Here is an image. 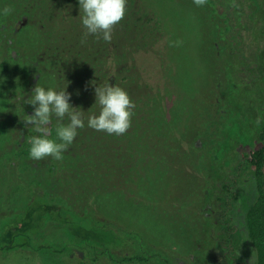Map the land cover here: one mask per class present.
Segmentation results:
<instances>
[{
	"label": "trees",
	"instance_id": "16d2710c",
	"mask_svg": "<svg viewBox=\"0 0 264 264\" xmlns=\"http://www.w3.org/2000/svg\"><path fill=\"white\" fill-rule=\"evenodd\" d=\"M20 1L0 0V10L13 9L0 14V56L15 59L21 75L18 85L0 87L3 258L47 251L84 264L77 251L125 253L132 236L161 253V239L146 230L150 216L168 224L164 247L198 242L207 258L215 256L213 246L227 249L225 264H249L239 251L249 239L255 264H264V193L258 189L248 212L239 200L264 166V89L239 83L264 85V0L239 8L233 0H127L110 43L86 35L78 0ZM21 16L29 22L19 29ZM142 53L147 58L137 59ZM217 55L228 61L232 91L214 82ZM37 83L67 88L70 103L84 112L85 127L62 161L21 154L35 131L22 119L34 112L25 100ZM105 84L119 85L135 103L131 128L120 136L87 125L100 112L95 86ZM250 110L261 115L258 126Z\"/></svg>",
	"mask_w": 264,
	"mask_h": 264
},
{
	"label": "clouds",
	"instance_id": "9594fccd",
	"mask_svg": "<svg viewBox=\"0 0 264 264\" xmlns=\"http://www.w3.org/2000/svg\"><path fill=\"white\" fill-rule=\"evenodd\" d=\"M197 6H203L206 0H193ZM81 21L86 29V35H96L105 42H111L115 26L119 24L127 13V0H79ZM11 7H4L0 14L8 16ZM180 41L173 42L179 46ZM94 83V82H93ZM95 84V83H94ZM96 102L100 106L98 115L87 117V125L96 131L109 135L120 136L131 128L135 103L128 92L119 85L105 84L95 86ZM71 94L67 88L57 90L45 88L39 83L32 89V94L25 100L26 104L34 106V112L22 119L25 128H34L38 135L29 139L30 158L42 160L52 157L62 161L63 153L73 144L78 135V129L85 127L83 111H78L70 103ZM53 116L57 118L55 125L56 137L51 138ZM67 118L68 123H63ZM261 123L258 118L257 126ZM254 256L249 264H254Z\"/></svg>",
	"mask_w": 264,
	"mask_h": 264
},
{
	"label": "rangeland",
	"instance_id": "374dc122",
	"mask_svg": "<svg viewBox=\"0 0 264 264\" xmlns=\"http://www.w3.org/2000/svg\"><path fill=\"white\" fill-rule=\"evenodd\" d=\"M55 0L51 1L54 2ZM79 1V0H78ZM140 2L142 0H139ZM234 4H236L239 7H243V4H248L252 3L253 0H233ZM263 2V0H257ZM20 3L26 7H28V3L25 0L20 1ZM233 4V5H234ZM77 5V3H75ZM179 11H182V8H178ZM184 19L187 20L190 18L189 12L184 10ZM65 15L63 14L62 18ZM53 17V16H52ZM255 17V15H254ZM60 18L61 17H57ZM64 19V18H63ZM54 20H56L54 18ZM256 21V17H255ZM29 22V18L27 16H24L21 18H18L15 21V24L19 25V29L23 28L26 26V24ZM61 24L60 21L57 20ZM130 24L133 23V25H129L130 28L135 29L136 23L134 21V18L132 17L131 20L128 22ZM138 30L141 31L140 26H138ZM246 33L244 34L247 38H251L252 35H249L251 31L244 29ZM224 45V44H223ZM222 50V45H220ZM221 54V53H220ZM8 53L5 54V56H0V68L1 65L3 66V69L0 70V87L2 84H11V85H18L19 80V75L20 72L16 68L18 64H15V59L7 56ZM141 56H137V59H146V54H140ZM217 62L216 66L219 67V70L216 72V75L214 76V82H216L217 85L220 84H226L229 87V91H232L233 88H235V84L230 83L231 82V69L227 65L228 61H226L225 64L222 63L220 56H216ZM3 63V64H2ZM239 66V65H238ZM13 67H15V72L14 76H17V79H13L12 77V71ZM227 67H229L227 69ZM242 66H239L237 69L241 71ZM10 74V75H9ZM225 74V75H224ZM11 76V78H10ZM21 76V75H20ZM252 82V83H251ZM254 81L246 82L244 78L239 80V83L241 86H249L253 90H260V87L264 89V85L260 84H255ZM213 83V82H212ZM251 83V84H249ZM213 89H216L215 86H213ZM234 93V91H233ZM235 113L233 115L237 114L239 111H241L240 106H237L233 109ZM248 111V109H247ZM243 113V112H242ZM251 113V114H250ZM249 116H252V119L254 122L257 121L259 118L261 120V115L256 112V110H250ZM244 119V121L249 120ZM249 122H252L250 119ZM224 124L219 123L216 127H214L215 132L220 133L221 129H224ZM34 129V128H33ZM35 131L32 133V130L29 135V139L32 136L38 135V133H35ZM32 134V135H31ZM29 139H27L24 143V146L21 149V154L29 155L30 152V144H29ZM242 147V146H240ZM14 157V156H13ZM258 189L263 191L264 193V166L262 167V174L257 180L256 178H251L250 180L246 181L245 184V189H243V192L241 194V197L239 200L240 202L243 203L245 202V208L246 211L250 210L253 205L256 203L257 198L259 196ZM238 200V201H239ZM210 215H212V212H209ZM141 222V221H140ZM145 225L148 223V218L145 219L143 222ZM168 224H162L158 221L157 218H153L149 216V224L146 230L148 232L154 231L157 235L158 238L161 239L160 242L164 243V239L166 236L169 235V231H167L166 228ZM152 232V233H154ZM151 233V234H152ZM154 233V234H155ZM129 240L132 242V246L130 247L129 250H127L125 253H118L112 251V253H103L101 251H94L93 249H86V250H79L75 254L78 256L81 261H84V264H225V259H226V254H227V249H215L210 247L212 250L215 251V256L213 255V258L209 256V258L206 257L207 252H209V249H206L205 247H202L198 242H194L195 245H192L191 243L189 244H182L179 247H175L173 244H170L168 247L162 246V243H158L156 246L159 248H162L160 251L161 253H157L154 250H151L150 248L143 247L142 244L140 243L139 239L137 236H132L129 237ZM183 242V240H180ZM165 244V243H164ZM181 244V243H180ZM177 246V245H176ZM185 248V253L184 249ZM177 250V251H176ZM180 250H182V253H180ZM159 251V252H160ZM239 251L242 253L243 257L249 262L250 258L254 256V264L257 261V251L252 242L249 239H245ZM5 255V252L0 251V264H66L67 259L65 256L61 257L60 255H56L47 251L44 252H22L19 255H8L6 258H3ZM140 256V257H138ZM25 257H28L25 259ZM93 257H96V259L90 260ZM209 260V262H208ZM68 264V263H67ZM72 264H77L76 261H72Z\"/></svg>",
	"mask_w": 264,
	"mask_h": 264
}]
</instances>
